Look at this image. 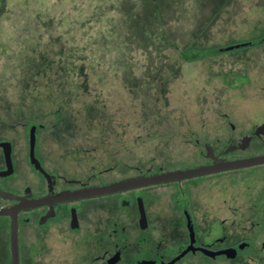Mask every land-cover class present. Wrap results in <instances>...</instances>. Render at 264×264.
Here are the masks:
<instances>
[{
	"label": "rangeland",
	"instance_id": "rangeland-1",
	"mask_svg": "<svg viewBox=\"0 0 264 264\" xmlns=\"http://www.w3.org/2000/svg\"><path fill=\"white\" fill-rule=\"evenodd\" d=\"M259 39L264 0H0V140L19 153L34 128L90 184L198 164L264 124Z\"/></svg>",
	"mask_w": 264,
	"mask_h": 264
},
{
	"label": "flooded vegetation",
	"instance_id": "flooded-vegetation-1",
	"mask_svg": "<svg viewBox=\"0 0 264 264\" xmlns=\"http://www.w3.org/2000/svg\"><path fill=\"white\" fill-rule=\"evenodd\" d=\"M256 130L245 149L244 137L223 149L197 143L203 161L177 169L263 155L248 152L254 139L263 140ZM3 142L10 143L12 164L0 145V264H264V176L236 174L264 164L56 201L68 190L172 170L90 184L50 169L31 132L19 153L13 141ZM38 199L46 204L31 205Z\"/></svg>",
	"mask_w": 264,
	"mask_h": 264
},
{
	"label": "water",
	"instance_id": "water-1",
	"mask_svg": "<svg viewBox=\"0 0 264 264\" xmlns=\"http://www.w3.org/2000/svg\"><path fill=\"white\" fill-rule=\"evenodd\" d=\"M234 47H239L238 45L230 46L229 49H233ZM264 133V124L260 125L257 130L256 134L261 136ZM36 135L35 129H31V142L32 145L35 144ZM251 138L246 136L242 139L240 143V147L245 149L249 146ZM1 146H4L6 149L7 159H8V166H11V159H10V143L3 142L0 143ZM32 162L34 166L44 172L43 168L40 165V162L34 156V152L32 151ZM264 164V154L259 156H253L248 158H237L233 160H224L220 162H214L209 165L200 166V167H192V168H185V169H177L172 171L163 172L160 174H153V175H146L139 178H131L126 180H121L118 182H113L107 185H97L91 187H84L74 190H68L61 194H57V196L53 199L56 201H66L72 199H80V198H88L93 196H98L102 194H108L120 190L131 189L135 187L145 186V185H153V184H160L166 182H172L184 178L196 177L200 175L210 174L218 171L229 170V169H236L242 167H249L254 165ZM11 171L10 169L4 173L9 174ZM46 204L45 199H38L31 202L33 206H39Z\"/></svg>",
	"mask_w": 264,
	"mask_h": 264
},
{
	"label": "trees",
	"instance_id": "trees-1",
	"mask_svg": "<svg viewBox=\"0 0 264 264\" xmlns=\"http://www.w3.org/2000/svg\"><path fill=\"white\" fill-rule=\"evenodd\" d=\"M264 41H262L261 39L259 40H256V41H250L249 43H246V44H241L242 47L244 46H255V45H258L260 43H263ZM235 49V47L233 48ZM233 49H229V47H219V48H213L211 49V53L210 54H217V53H221V52H226V51H230V50H233Z\"/></svg>",
	"mask_w": 264,
	"mask_h": 264
}]
</instances>
